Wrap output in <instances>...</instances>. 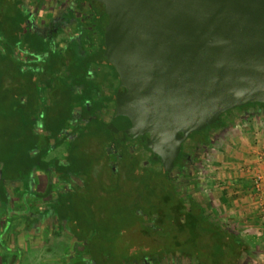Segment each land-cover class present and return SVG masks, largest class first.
<instances>
[{
    "label": "water",
    "instance_id": "obj_1",
    "mask_svg": "<svg viewBox=\"0 0 264 264\" xmlns=\"http://www.w3.org/2000/svg\"><path fill=\"white\" fill-rule=\"evenodd\" d=\"M120 85L107 129L174 169L194 132L264 104V0H91Z\"/></svg>",
    "mask_w": 264,
    "mask_h": 264
},
{
    "label": "rangeland",
    "instance_id": "obj_2",
    "mask_svg": "<svg viewBox=\"0 0 264 264\" xmlns=\"http://www.w3.org/2000/svg\"><path fill=\"white\" fill-rule=\"evenodd\" d=\"M10 1L0 0V189L5 182H24L30 176L28 168L24 166L28 159V149L32 143L30 139L24 140L25 127H27L25 125H28L29 130L40 134L46 129L45 124H48L58 111L52 100L54 94L49 92L47 95L46 91L51 89L54 78V71H52L54 66L51 67L53 55L49 58L47 55L50 52L45 47L46 51L42 54L45 62L40 68H44L46 62L51 59L49 69L42 73L39 72L41 74L39 77L33 76L28 71L31 64L26 61V55L21 54L27 48L24 42L26 41L25 18L19 13L16 14L12 6L9 7ZM11 3L14 4L13 0ZM30 98L37 100L33 102ZM31 109L35 110L31 111ZM252 121H260L264 124V118L252 116L237 120L232 126ZM232 126L231 129L228 128L229 130L224 129L219 132L220 137H215L212 145L218 148L217 145L220 144V148L222 146L224 148L227 145L228 136L232 135ZM38 137L35 136V141L43 138L42 135ZM97 140L89 138L86 144L83 142L82 150H80L86 164L84 172L82 171L83 174L75 170L80 166L76 159L77 154H74L73 150L68 158L69 162L66 161L67 165L72 164L73 166L71 176L82 184L85 183V189L84 191L82 189V193L67 197L71 198L75 205L68 206L69 209L64 204L61 205V213L68 211L71 214H69L68 221H61L60 224L62 228L68 225L73 236L68 237L64 242L55 241L52 246H49L53 247L54 257H57L59 264L69 262L92 264L94 261L95 264H135L137 260L144 259L146 256L150 264L160 262L163 264H197L204 260L213 264L219 250L227 247L221 245L222 242L220 243L216 235H208L204 233L202 227L196 229L191 223L176 231L174 227L176 224L173 223L177 220L182 222L185 220L167 209L173 208L175 202L173 197L171 199V192H165L164 196L156 195V190L159 189L156 185H160L161 181L159 184L153 182V167L149 173L145 172L151 180L148 181L147 187L143 186V180L147 177L144 169L140 172L131 169L130 173L121 170L116 175L112 174L115 171L113 172L111 167L112 165L118 166L117 159L122 154L115 155V152L112 153V148L99 147ZM87 146L91 150H88ZM217 156V152L212 147L203 152L202 159L194 165L196 174L193 178L197 182L199 197L203 199L206 207L210 208L209 212L216 214L220 225L225 227L229 223L224 220V211L211 189L212 183H215L219 177L214 167ZM16 159L20 160V165L23 166H18ZM125 159L127 158L123 157V160ZM254 174L255 172L249 174L251 182H253ZM29 201L32 202V200ZM160 218L164 219L161 220L163 225L159 222ZM18 223L14 219H9V229L13 230ZM229 226L231 231L241 236L240 230L236 231L231 225ZM48 233L50 232H45L44 243H47V237H50ZM23 238L27 237L23 236ZM74 243L77 245L74 246ZM79 243L83 244L82 247L85 243L87 244L85 249L79 248L85 253L79 254V257L76 256L72 261L63 259L67 258V252H74ZM256 243L259 244V241H255ZM33 249L35 247H31V250L28 246L20 247L14 252L11 250L9 257L16 259L15 256H17L16 264H45L46 262L44 263L42 259V250L38 248L39 253L36 254ZM194 250L199 252L192 257ZM259 250L257 248L251 257L259 256ZM82 255H88V257L83 256L84 259H82ZM44 256L49 258L47 255ZM139 261L142 264L143 261Z\"/></svg>",
    "mask_w": 264,
    "mask_h": 264
},
{
    "label": "flooded vegetation",
    "instance_id": "obj_3",
    "mask_svg": "<svg viewBox=\"0 0 264 264\" xmlns=\"http://www.w3.org/2000/svg\"><path fill=\"white\" fill-rule=\"evenodd\" d=\"M11 2L12 0L9 3V7L12 6L16 14L19 13L25 18L24 27H26V32L24 34L26 36V42H24L27 48L21 54L26 55L27 59L30 60L28 64H31V67L28 68V71L33 76L39 77L41 75L40 73L49 69L48 65L51 59L49 62H46L44 68H40L45 62L42 54L46 50H49L50 53L47 56L51 58V55H53L51 67L52 65L54 67L52 71L54 73L58 72V70L65 71L67 73V79H62L61 83L63 82L65 85H69L72 84L74 79L72 74L73 69H76L80 73L84 69V66H81L78 62L87 55L86 67L94 70V75L86 77V80L88 79V85L92 84L94 87H98L99 91L96 92V97L105 105L104 110L106 112L103 117H106L110 123L116 112V95L120 85V79L116 69L104 53L106 49L104 30L108 24V17L105 15L104 6L97 2L93 3L91 0H13V5ZM102 50L103 54H101ZM36 63L37 65H35ZM250 105L253 106L248 108H244L246 106H243L232 110L230 116L232 121H228L226 126L221 128L209 126L201 132L202 134L200 136L190 139V135L184 142L181 148L184 156L181 160L180 168H177L174 164V169L168 179V186H166L168 189L167 192H170L172 188L176 191V201L174 202L173 208L169 207L167 208L168 210L170 209L176 215L183 217L185 221H188L189 217L193 218L198 216V218H203L205 215L209 218L210 223L217 224L216 214L212 211L209 212L210 208L208 209L206 207L203 199L198 195L197 182L193 178L196 174L194 165L202 159L203 152H206L208 148L210 149L214 138L221 134L219 132L230 128L237 120L242 118L252 116L264 118V106L258 103ZM113 141L112 153L115 152V155L121 153L122 156H118V166L112 165L111 170L113 172L115 171L112 174L116 175L121 170L130 173L132 171L131 169L140 172L142 169L150 170L152 167V172L162 173V164L155 162L152 152L139 141H123L120 143L116 142L115 139ZM67 143L66 146L68 147L70 140H67ZM117 148L118 150H116ZM123 157L127 159L123 160ZM42 159L40 158V161ZM136 160L138 161L137 165H135ZM39 165L37 167L34 166L30 171L28 170L30 176L24 182H5L0 189V264H16L18 262L17 256L14 254L16 259L9 257L11 250L14 252L20 247L24 248L25 246H28V249L31 250V247H35L36 243L41 242L42 237L38 235V232L34 228L36 229L38 227L37 215L43 208L40 203L45 198L55 193L58 201H62V199L65 201L69 200L67 198L68 196L84 191L82 183L71 176V167L67 165L66 161H60L58 163V161L49 158L43 164L40 162ZM39 171H43L45 185L47 184L48 186V190L44 194L45 196H43L42 190L39 189L41 187L37 184L39 181L37 180L36 172ZM158 193H160V196H164V193L160 191ZM29 200H32V202ZM53 214L56 218L59 215L57 210ZM158 214L160 215L161 213ZM9 219H14L16 222H19L13 230L9 229ZM61 221L64 220H54L55 224H60ZM26 226L32 228V232L29 228L27 229H29L32 235L34 234V237L31 238L30 234V238L28 239L31 240H26L27 245L23 243L24 246H19V243L22 244V240L19 238L22 233L21 229L22 227L26 228ZM149 227L151 226L149 225ZM54 228L53 230H55L57 236L53 237L49 235L51 238L47 237L46 245H51L55 241L58 243L64 242V240L68 239L66 236L68 226L65 225L62 228L60 224L59 229L57 227ZM47 231L52 234L51 229ZM59 232H63V234H59ZM75 245L77 243H74ZM86 245L85 243L84 247H82L83 244L79 243L75 248L76 250L74 252H67V258L64 257L63 259L75 260L76 256L78 258L79 254L85 253L79 250V248L85 249ZM46 247L51 250L48 251L47 248L42 250L44 263L59 264L57 257H54L53 247ZM41 248L40 246L39 249L41 250ZM33 250H35L36 254L39 253L38 248L35 247ZM44 255L49 257L48 261V258H45ZM83 256L88 257V255H82V259H84ZM87 257L85 258L86 260ZM139 260L147 264L148 257L146 256L144 259L141 258ZM139 260L135 264H140ZM54 261L55 263H53ZM90 261L92 262V260ZM66 264L72 263L69 262ZM92 264H95V261Z\"/></svg>",
    "mask_w": 264,
    "mask_h": 264
},
{
    "label": "crops",
    "instance_id": "obj_4",
    "mask_svg": "<svg viewBox=\"0 0 264 264\" xmlns=\"http://www.w3.org/2000/svg\"><path fill=\"white\" fill-rule=\"evenodd\" d=\"M104 53H106V49ZM25 57L26 61L30 62L27 56ZM78 63L84 66V69L80 71V73L77 72L76 69H73L72 74L74 79L72 84L65 85L63 82L61 83L62 79H67V73L65 71L58 70V72L54 73L55 79L52 82L51 89H47L46 91L47 95H49V92L54 94L52 100L55 107L57 106L58 111L48 124L44 123L45 127L47 126L46 129L41 131L40 134H37L29 130L28 125L24 124L27 126L25 127L26 133L24 140L30 139L33 141V144L28 149L30 158L34 159L36 155L43 158L41 161L40 159L31 163L28 161L30 169L33 168L34 163L37 167L40 162L43 164L45 160L49 158L58 161V163L60 161H68L69 156H71V151L73 150L74 154H77L76 159H78V166H80V168L75 170L83 174L82 171L84 172L86 165L85 158L82 159L80 151L82 150L83 142L86 144L89 138L98 139L97 145L99 147L104 146L105 148H112L114 137L107 129L109 124L108 120L106 117H103L106 112V110H104L105 105L96 97V92L99 91L98 87H94L92 84L88 85V79L86 80V77L94 75V70H90L86 67L87 55L80 59ZM86 82L87 85L85 86ZM30 100L35 102L37 99L34 101V98H30ZM34 110L31 109V111ZM101 112H103L102 115ZM33 120H35V118H33ZM33 120L30 121L34 122ZM232 127V135L230 134L228 136L227 145L224 148L223 146L220 148V144L217 145L219 146L218 148L213 145L210 146L218 155L214 167L219 174L218 180L212 183L211 189L214 197L218 200L219 206L224 211V220H227L229 225L236 231L240 230L241 238L236 232L230 230L229 225L223 226V228L230 236L239 238L243 245L236 253L238 256L232 258L228 256L226 257L227 260L224 258L225 260L222 261H213V264H264V179L261 192L258 194L249 177L251 172H259L264 178V124L260 123V121H252L242 124L238 123ZM229 129H231V127ZM36 135L39 137L42 135L43 138L35 141ZM67 140H70L68 147L66 146V144H68ZM87 149L91 150L89 146H87ZM69 166L72 172V164ZM36 176L39 181L37 184L41 187L39 189L42 190L41 192L43 196H45L44 194L48 190V186L47 184L45 185L46 182L43 177V171L36 172ZM84 184L85 183L82 184L83 189H85ZM56 197V194L52 193L50 197L45 198V200L40 203L43 208L37 215L39 224L34 230L42 237L41 242L38 244L35 242V247L39 248L41 246V250L47 248L46 243H44V236L48 229L52 230V234L48 233L49 235L53 237L57 236L53 229H55L54 227L59 229L60 224H55L54 220L68 221L70 219L69 214L71 213L66 211V214L64 209L63 213L60 212V210H62L61 205L64 204L66 207H70L72 204L75 205L74 201L70 198H68L69 200L58 201ZM27 198L29 199V197ZM55 210L59 213L57 218L53 214ZM216 220L217 226H222L217 217ZM27 228L29 227H22L21 229L22 233L20 239L22 240V244L19 243V246H24L23 243L27 245V242L23 241L28 240L27 238H30V234L33 231L32 228H29L31 232ZM226 228H228V230ZM33 235L31 234V238L34 237ZM70 235L73 236L68 226L66 236L69 237ZM23 236L27 238H23ZM255 241H259V244H255ZM52 243L54 244V242ZM53 244L48 246H52ZM257 248L260 249L258 251L260 255L251 257L257 251ZM47 249L48 251L51 250L50 248ZM226 249L228 253L233 252L232 249ZM48 260L49 258L47 261ZM147 264L150 263L147 262ZM158 264H163V262ZM197 264H209V261Z\"/></svg>",
    "mask_w": 264,
    "mask_h": 264
},
{
    "label": "trees",
    "instance_id": "obj_5",
    "mask_svg": "<svg viewBox=\"0 0 264 264\" xmlns=\"http://www.w3.org/2000/svg\"><path fill=\"white\" fill-rule=\"evenodd\" d=\"M101 54H103V50L101 51ZM260 105H262V106H264V104H260ZM251 106H253V105H248V106H246V107H244V108H248V107H251ZM230 116H231V111H229V112H227V113H225L223 116H222V120L224 121L223 123H221L220 125H212V127H216V128H221V127H224V126H226V123L228 122V121H232V119L230 118ZM234 120V119H233ZM208 129H210V128H208ZM200 134H202L201 132H194L193 134H191V137H190V139L191 138H196V137H198V136H200ZM26 140V139H25ZM31 141V140H30ZM114 142V141H113ZM31 143L33 144V141H31ZM183 152H181V155L179 156V158L177 159V161H176V163H175V166L177 167V168H180V165H181V160L183 159ZM27 161H26V165L24 166L26 169L28 168V170L30 169V165L28 166V161H30V163L31 162H35L36 160H39L40 159V157H38V155H36L35 157H34V159H31L30 158V156H29V153H28V155H27ZM18 159V158H17ZM16 159V160H17ZM18 162L17 163H19L18 164V166H23V165H20V160H17ZM138 164V161L136 160V162H135V165H137ZM34 166H35V163H34ZM33 166V167H34ZM33 169V168H32ZM32 169H30V170H32ZM29 170V171H30ZM145 171H144V173L145 172H147L148 171V173H149V171L151 170H147V169H144ZM161 172L162 173H157V172H152L153 173V175H154V180H153V182H155L156 184H159V182L161 181V183H160V185H156V187H158L159 188V191L160 192H162V193H165V192H167V188H166V186H167V184H168V179H166L165 178V176H164V171H163V169H161ZM147 173H145V175H146ZM144 175V176H145ZM147 176V175H146ZM149 176V175H148ZM146 177L144 180H143V183H144V185L143 186H145V187H147L148 186V184L147 183H149L148 181H151L150 180V178L149 177ZM167 183V184H166ZM157 192V193H156ZM156 195L158 196V194H160V193H158V190H156ZM171 199H172V197H173V199H175V201H176V191H175V189L174 188H172L171 189ZM209 218L208 217H206L205 215L203 216V218H198V216H195V217H189L188 218V221L186 222H184V224H183V222L182 221H176V222H174L173 224L175 225L176 224V226H174L175 228H176V231L178 230V228H183V227H185V225L186 224H188V223H191V224H193L194 225V228L196 227V229L198 228H200V227H202V229H203V231H204V233H207L208 235L209 234H214V235H216L218 238H219V240H220V243H221V245H224L225 247H227L228 249H232L233 250V252L232 253H228V250L225 248H221L220 250H219V252H218V255H217V257H216V260L215 261H222V260H225L226 259V257H228L229 256V258H232V257H235V256H238L236 253L238 252V250L242 247V245H243V243L238 239V238H236V236H230L229 235V233L222 227V226H217V224H215V223H210L209 222V220H208ZM161 220H164L163 218L161 219L160 218V220H159V222H160V224H162L163 225V223L161 222ZM166 221H167V219H165ZM181 220V219H180ZM156 221H157V219H156ZM166 223H168V222H166ZM195 229V230H196ZM176 238V237H175ZM175 238H174V240H175ZM177 240V239H176ZM178 241V240H177ZM176 241V242H177ZM222 247V246H221ZM197 252H199L198 250H194V253L191 255L192 257H194V256H196L198 253ZM205 252H207V251H205ZM225 258V259H224ZM227 260V259H226ZM138 261V260H137ZM205 261V260H204ZM207 261V260H206Z\"/></svg>",
    "mask_w": 264,
    "mask_h": 264
},
{
    "label": "built area",
    "instance_id": "obj_6",
    "mask_svg": "<svg viewBox=\"0 0 264 264\" xmlns=\"http://www.w3.org/2000/svg\"><path fill=\"white\" fill-rule=\"evenodd\" d=\"M263 179V175L259 172L253 175V184L258 194L261 192Z\"/></svg>",
    "mask_w": 264,
    "mask_h": 264
}]
</instances>
